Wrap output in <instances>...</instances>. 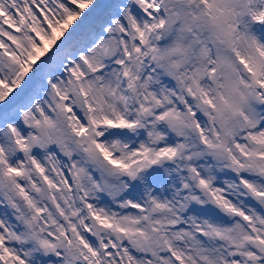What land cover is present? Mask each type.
<instances>
[{
  "label": "snow or ice",
  "instance_id": "obj_1",
  "mask_svg": "<svg viewBox=\"0 0 264 264\" xmlns=\"http://www.w3.org/2000/svg\"><path fill=\"white\" fill-rule=\"evenodd\" d=\"M0 264H264V0H0Z\"/></svg>",
  "mask_w": 264,
  "mask_h": 264
}]
</instances>
